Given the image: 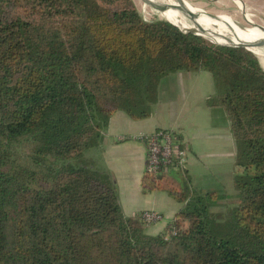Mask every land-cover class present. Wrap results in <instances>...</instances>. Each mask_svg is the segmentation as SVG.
<instances>
[{"label": "trees", "instance_id": "obj_1", "mask_svg": "<svg viewBox=\"0 0 264 264\" xmlns=\"http://www.w3.org/2000/svg\"><path fill=\"white\" fill-rule=\"evenodd\" d=\"M178 27L146 21L133 0H0V264H264V68ZM179 71L210 73L207 104L230 122L227 238L214 210L228 195L196 192L188 175H146L145 192L181 205L150 235L94 159L113 114L149 118Z\"/></svg>", "mask_w": 264, "mask_h": 264}, {"label": "crops", "instance_id": "obj_2", "mask_svg": "<svg viewBox=\"0 0 264 264\" xmlns=\"http://www.w3.org/2000/svg\"><path fill=\"white\" fill-rule=\"evenodd\" d=\"M232 1L238 10H242L249 25L264 28V25L259 26L264 18V0ZM187 4L192 6L189 2ZM192 7L220 17L217 22L239 29L240 25L229 14L216 15L202 7ZM214 94L212 76L206 71L170 74L160 84L159 102L154 106L152 116L133 120L123 111L114 113L101 146L94 152L97 165L114 176L127 217H141L146 211H154L162 216L161 221L146 227L150 235L164 232L175 221L181 209V205L167 192H145L143 189L148 154L146 137L157 131H174L179 146L187 152L188 163L183 174L192 178V190L203 193L218 190L225 191L220 193L230 197L236 195L233 173L228 171L227 176L218 177L217 160H227L229 165L234 163L236 143L233 134L228 132L231 127L224 110L220 107L211 108L207 104V100ZM219 121L223 122L222 126H219ZM224 147L231 150L221 154L218 150H224ZM206 160L209 161L204 164ZM200 163L206 167L201 168ZM203 173V181H198ZM210 175L212 179L208 178ZM222 182L227 183V188Z\"/></svg>", "mask_w": 264, "mask_h": 264}, {"label": "rangeland", "instance_id": "obj_3", "mask_svg": "<svg viewBox=\"0 0 264 264\" xmlns=\"http://www.w3.org/2000/svg\"><path fill=\"white\" fill-rule=\"evenodd\" d=\"M133 1L135 2V5L137 6L138 11L141 13V15L143 16V18L146 21H148V22H156L158 20H167L168 22L176 24V22L168 20L167 16H165L164 14H162L160 12V11H162V9L160 8L161 5H156L155 3L151 2V1H148V0H133ZM184 1L189 2L190 4H192V6L202 7L205 10L210 11L213 14H216V15L229 14L230 16H232L233 20L238 25L243 27V29H250V30L258 29V28L253 27L254 25H249L245 21L242 10H238V8L234 5L232 0H218V1H214V2H208L206 0H184ZM162 5L165 6L166 7L165 10H167L169 12L168 4L167 3H165V4L163 3ZM189 18L193 19L191 16ZM180 19L183 22H185L186 26H188L190 28L193 27L192 24L190 23V21H188L187 17L181 15ZM236 23H235V25L238 26ZM221 24H223V23H221ZM262 25H264V18H263V23L261 25H259V26H262ZM224 26H227L228 28L234 29V30H242V27H240V26H238L239 29H235V28H233L230 25H224ZM192 33H194V32H192ZM254 43H257V42L252 40L248 44L254 45ZM250 50L252 51L251 53H253L259 59L261 65L264 68V46H262V47L252 46ZM217 118H220V117L218 116ZM222 123L223 122L219 121V123H218L219 126H222L221 125ZM228 132H229L230 135H232L230 129L228 130ZM219 148H222V147H219ZM223 149L224 150H218V151L221 154H223L224 152H226V151L229 152V150H231V149H226L225 147ZM235 149H236V145H235ZM235 153H236V150H235ZM208 161L209 160H206L204 164H207ZM217 161L219 163L218 164V168H219L218 177H220V178L221 177H225V176L228 175V171H230L231 173H233V178H234V163L232 162L229 165V161H227V160L221 161L220 159H218ZM204 164L200 163L199 166L201 168L202 167H206ZM204 174L205 173H203L201 175V177H199L198 181L203 179V177H204L203 175ZM173 175H174L173 173H170L168 175V177H171ZM184 175H186V174H183V172H178V175L177 176L175 175V176L178 177V176H184ZM208 178L212 179V176L210 175ZM244 178L248 179V178H250V175L249 176L245 175ZM191 180H192V178H191ZM222 183L225 184V188H227V185H226L227 183H224V182H222ZM233 184H234V180H233ZM198 192L203 193L202 191H198ZM211 192H213V191H211ZM216 192H219V191L217 190ZM220 192H225V191H220ZM204 193H208V192H204ZM229 199L230 200H229L228 204L224 208L214 210V215L219 217V218H222V220L219 222V224H217V233L221 237H226V238L230 236L231 228H232L231 220H232L235 208L237 207V202H234L235 198L234 197H230ZM186 224H187V222L183 223V227L181 228L182 230H184L187 227Z\"/></svg>", "mask_w": 264, "mask_h": 264}, {"label": "bare ground", "instance_id": "obj_4", "mask_svg": "<svg viewBox=\"0 0 264 264\" xmlns=\"http://www.w3.org/2000/svg\"><path fill=\"white\" fill-rule=\"evenodd\" d=\"M148 1H151L156 5H161L160 8L162 9V11L160 12L165 16H167L168 20L176 22V24L175 23L172 24L176 25L177 27L179 26L184 29H187L191 33L192 32L200 33L205 38L214 41L216 43L238 46V45L248 44L252 40L256 41L257 43H259L258 41L264 40V31H262L261 28L252 29V30L230 29L227 26L221 24L220 22H217L219 21L217 18H214L207 13H203L202 11L195 9L192 6L187 5L182 0H148ZM163 3L168 4L169 12L165 10L166 7L162 5ZM187 8L193 11V13L195 14L194 18L193 15H191L186 11ZM181 15L187 17L188 21H190V23L193 26L192 28L185 25V22H183L180 19ZM188 16L189 17L191 16L193 19L189 18ZM255 44L256 43H254V46L256 47L264 46V43L258 45Z\"/></svg>", "mask_w": 264, "mask_h": 264}, {"label": "built area", "instance_id": "obj_5", "mask_svg": "<svg viewBox=\"0 0 264 264\" xmlns=\"http://www.w3.org/2000/svg\"><path fill=\"white\" fill-rule=\"evenodd\" d=\"M247 19H249L247 17ZM148 154L146 175L154 178H166L170 173L184 172L187 168V152L178 144L175 132L160 130L146 137ZM146 226L162 220V216L154 211L142 214Z\"/></svg>", "mask_w": 264, "mask_h": 264}, {"label": "water", "instance_id": "obj_6", "mask_svg": "<svg viewBox=\"0 0 264 264\" xmlns=\"http://www.w3.org/2000/svg\"><path fill=\"white\" fill-rule=\"evenodd\" d=\"M184 3H186L187 4V2L186 1H184V0H182ZM186 11L188 12V13H190L191 15H193V18L195 17V14L193 13V11L192 10H190V9H186ZM203 12H205V11H203ZM205 13H207V12H205ZM208 14V13H207ZM210 15V14H209ZM210 16H212V17H214V18H217V19H220V17H217V16H213V15H210ZM193 21V20H192ZM194 22V21H193ZM174 25V24H173ZM176 26V25H175ZM177 27V26H176ZM179 28V27H178ZM180 29V28H179ZM261 30L262 31H264V28L262 27L261 28ZM197 36H200V37H202V38H204L205 40H207L208 42H210V43H213V44H216V45H219V46H228V47H242V48H245L246 50H248V51H250V52H252L250 49H251V47L252 46H254V45H251V44H243V45H238V46H235V45H229V44H222V43H216V42H214V41H211V40H209V39H207V38H205L202 34H200V33H195ZM259 43H256L255 45H258V44H263L264 43V40L263 41H258Z\"/></svg>", "mask_w": 264, "mask_h": 264}]
</instances>
